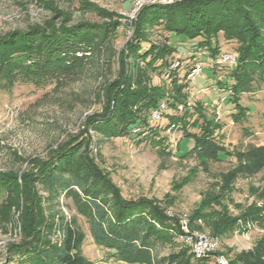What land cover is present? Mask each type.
Listing matches in <instances>:
<instances>
[{"label": "trees", "instance_id": "16d2710c", "mask_svg": "<svg viewBox=\"0 0 264 264\" xmlns=\"http://www.w3.org/2000/svg\"><path fill=\"white\" fill-rule=\"evenodd\" d=\"M36 1L43 4L42 0ZM78 1L85 3V10L104 18V22L86 19L73 22L71 10L51 5L52 16L43 24L0 32V93H10L18 84L44 87L79 80L93 59L103 56L108 69L112 63L118 64L117 74L121 77L104 82L103 110L89 116L86 125L106 138L129 135L133 127L148 123L149 112L163 101L178 107L189 98L186 80L189 72L181 76L180 63L173 67L174 63L168 59L176 48L168 40L157 44L149 40L150 32L158 26L173 36L198 39L193 48H207L214 59L220 57V33L236 43L237 60L228 72L230 115L235 123L247 119L249 109L242 102V94L254 93L264 84V0H179L146 6L133 19L134 35L122 50L114 47L122 25L121 16L95 2ZM144 42L150 45L144 46ZM131 58L135 61L132 68L135 72L127 70L126 61ZM144 62L147 67L142 66ZM152 63L154 67H149ZM218 65V61L212 62V66ZM159 67L168 74L169 81L158 85L143 83L140 71L147 74L146 71ZM193 105L194 111L186 108L185 113L170 116L171 121H183L180 123L186 128L197 130L184 131L185 137L194 141L185 157L196 158L205 171L209 170V161L219 160L221 154L232 156L236 163L210 183L190 217V227L219 237L246 231L249 224L264 229V190L250 187L257 195V200L250 205L237 203L233 198L234 185L240 176L264 169V145L250 144L245 149L228 150L216 139L220 122L208 115L202 102ZM171 124L173 128L178 127ZM159 133L149 129L145 138L155 145L163 139ZM78 145L72 139L65 141L51 151L49 158L31 161L33 169L22 173L24 186L38 183L52 202L59 201L61 196L72 200L77 212L89 223L94 243L108 249L115 260L128 264H218L215 256L197 257L190 245L177 241V237L185 234L178 217L168 215L166 208L154 201L144 197L126 198L117 189L112 201L115 210H110L111 205L104 196L107 188L87 170ZM18 158L25 161L21 156ZM18 173L14 169L0 170V192L10 185L20 187ZM28 200L31 204L33 196ZM58 218L60 226L54 230L51 222H44L42 216L26 217L22 241L7 248L10 261L13 264H108L84 255L87 235L76 218L68 219L64 212H59ZM199 218L204 221L203 225L195 224ZM168 245L172 250L162 255V249ZM247 255L253 260L246 256L238 258L246 264H264V232L255 251ZM229 264L236 261L230 260Z\"/></svg>", "mask_w": 264, "mask_h": 264}, {"label": "rangeland", "instance_id": "374dc122", "mask_svg": "<svg viewBox=\"0 0 264 264\" xmlns=\"http://www.w3.org/2000/svg\"><path fill=\"white\" fill-rule=\"evenodd\" d=\"M42 1L41 5L36 0H0V32L27 28L33 23L43 24L52 16V9L49 8L51 5L71 10L73 22L82 19L104 22V18L95 12L85 10V3L78 0ZM89 1L121 16L119 19L122 25L115 36L114 47L117 50L125 48L128 39L134 35L133 20L130 22L126 16V12L131 8V0ZM149 40L155 44L168 40L176 48V52L168 59L174 63L173 67L180 63L178 66L181 76H184L185 71H198L193 78L187 75V102L176 107L168 106L163 101L158 108L164 105L167 112H164L160 119L153 124H139L130 129L129 135L124 137H102L86 125L89 116L103 110L106 99L104 82L109 79V83L121 77L117 74L118 64L112 63L108 69L103 56L95 57L93 64H89L79 80L61 84L50 83L44 87L18 84L12 92L0 93V170H17L20 178V187L10 185L0 192V264H13L7 256V248L10 244L22 241L26 217L42 216L44 222H51L52 228L58 230L59 212H64L68 219L76 218L77 224L86 233L87 238L83 245L85 256L95 262L128 264L115 260L110 256L108 249L94 243L89 223L77 212L72 200L61 196L59 201L52 202L48 193L38 183L32 184L31 187L24 186L22 173L33 169L31 161L49 158L51 151L65 141L72 139L79 144L77 148L82 150L87 170L94 173L101 185L107 188L104 196L111 205L110 210H115L112 201L119 189L126 198L144 197L161 205L166 208L168 215L178 217L181 226L183 220L191 219L210 183L215 181L220 173L233 167L236 160L230 155L221 154L219 160L209 161V170H203L196 158L185 157V153L193 147L194 141L185 137L184 131L197 130L186 128V125L180 123L183 121H171V115L179 116L185 113L186 108L194 111L193 104L202 102L208 115L220 122L221 127L216 135L219 144L228 150L236 147L245 149L250 144L264 145V84L254 93L242 94V102L249 109L247 119L243 123H235L230 115L232 104L228 101L230 91L227 84L228 72L237 60L234 41L226 40L220 33V57L214 59L207 48H193L198 39L190 40L183 35L173 36L158 26L150 32ZM143 44L150 45L148 42ZM228 55H235V61H225L224 57ZM214 61H218L217 67L212 66ZM146 63L141 64L147 67ZM134 64L132 58L126 61L127 70L135 72L132 69ZM149 67H154V63ZM162 70L159 67L152 72L146 71L147 74L140 71L139 77L143 83L158 85L169 81L168 74ZM139 77L137 73V81ZM124 79L126 80V77ZM228 109L229 111H226ZM153 111L149 112L148 120ZM170 123H175L178 127L173 128ZM152 128L159 131V137L163 138L155 145L149 138H145ZM234 186L235 202L250 205L257 200V195L252 193L250 187L264 190V169L252 175L240 176ZM32 196L34 200L30 204L28 198ZM231 207L234 214H237L236 208L233 205ZM197 223L198 219L195 221V224ZM263 232L264 229L260 225L249 224L246 231L219 237L218 255L225 256L228 262L234 260L236 264H246L238 257H249L247 254L255 251ZM181 240L183 241L182 237H177V241ZM171 250L169 245L164 247L162 255ZM249 258L253 260V257Z\"/></svg>", "mask_w": 264, "mask_h": 264}, {"label": "built area", "instance_id": "2783aa9c", "mask_svg": "<svg viewBox=\"0 0 264 264\" xmlns=\"http://www.w3.org/2000/svg\"><path fill=\"white\" fill-rule=\"evenodd\" d=\"M177 1L179 0H131V8L126 12V16L130 19L131 22V20L136 18L139 12L146 6L156 4H172ZM224 58L225 61H235V55H228V57ZM221 62H223L222 59ZM197 71L198 69H193L188 74V77L193 78L197 74ZM164 112H167L164 105H162L161 108L154 110L151 114L149 123L153 124L155 121L160 119L163 116ZM197 224L202 225L203 220L199 218ZM182 228L185 231V234L182 236L183 241L190 245L192 252L197 257L213 255L216 257L218 264H229L225 256L217 254V250L220 248L219 236L212 235L211 233L203 231L201 228L198 227L191 228L189 219L183 220Z\"/></svg>", "mask_w": 264, "mask_h": 264}]
</instances>
